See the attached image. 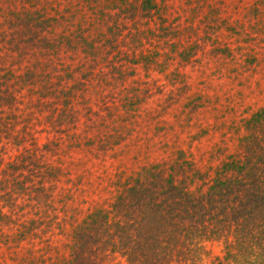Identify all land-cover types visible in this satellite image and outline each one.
Wrapping results in <instances>:
<instances>
[{"label": "trees", "instance_id": "16d2710c", "mask_svg": "<svg viewBox=\"0 0 264 264\" xmlns=\"http://www.w3.org/2000/svg\"><path fill=\"white\" fill-rule=\"evenodd\" d=\"M214 243L264 264V0H0V264Z\"/></svg>", "mask_w": 264, "mask_h": 264}, {"label": "rangeland", "instance_id": "374dc122", "mask_svg": "<svg viewBox=\"0 0 264 264\" xmlns=\"http://www.w3.org/2000/svg\"><path fill=\"white\" fill-rule=\"evenodd\" d=\"M248 103L247 105H250L251 103H254L255 99L253 100L251 97H249L248 99ZM260 104L259 102H256V105ZM232 149V148H231ZM223 247L218 244V243H214V244H210L208 247V256L205 258V262L206 264H218L217 263V258H222L223 257Z\"/></svg>", "mask_w": 264, "mask_h": 264}]
</instances>
